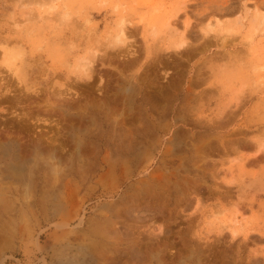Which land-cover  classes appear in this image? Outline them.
<instances>
[{
	"label": "rangeland",
	"instance_id": "obj_1",
	"mask_svg": "<svg viewBox=\"0 0 264 264\" xmlns=\"http://www.w3.org/2000/svg\"><path fill=\"white\" fill-rule=\"evenodd\" d=\"M53 2L0 0V140L60 168L0 264H264V0Z\"/></svg>",
	"mask_w": 264,
	"mask_h": 264
},
{
	"label": "bare ground",
	"instance_id": "obj_2",
	"mask_svg": "<svg viewBox=\"0 0 264 264\" xmlns=\"http://www.w3.org/2000/svg\"><path fill=\"white\" fill-rule=\"evenodd\" d=\"M53 1L54 0H52V2ZM63 15L65 16V14H63ZM59 16H60V14H59ZM122 32H124V31H122ZM181 45H183V44L181 43ZM82 60H84V59H82ZM82 60H80L81 63H84ZM84 61H87V59H85ZM87 62L84 63V68L90 64L89 62L88 63ZM10 65H11V71L14 74V76L17 77L18 79H21L20 70H19L18 65H16V63H13V61H12V64H10ZM77 66H79V65H77ZM86 69H89V68H86ZM8 91H10V90H8ZM66 110H67V108H66ZM53 150H54L53 148H50L46 152L43 149V142H42V140L41 139H38L37 142L35 143L34 148H33V151H32L33 152V154H32L33 156L31 158H28L27 156L24 158L23 155H22V153H21V150H20L19 142L16 139L10 137V138H8L6 140H4V139L3 140H0V181H1V179L3 177L10 176V175H14V176H17V177L19 175V177H18L19 179L21 178V175H25L24 178L26 179L29 176H31L33 174V172L37 168H38L37 171H42L44 168L50 169L53 172L58 171L60 168L58 166H56V164L52 160H50L51 158L54 157V151ZM44 153L47 154V155L44 156L45 155ZM39 164H40V166H39ZM26 184H27V187L30 186V179L28 180V182H26ZM22 185L24 186V184H22ZM0 199H2V197H0ZM3 199H2V201L1 200L0 201L1 202H4V203L9 202V200H7V199H4L3 200Z\"/></svg>",
	"mask_w": 264,
	"mask_h": 264
}]
</instances>
